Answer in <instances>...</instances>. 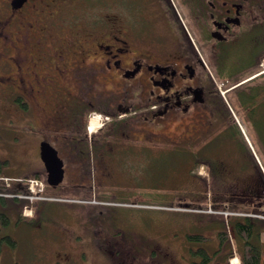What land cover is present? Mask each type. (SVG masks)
I'll return each instance as SVG.
<instances>
[{
    "label": "flooded vegetation",
    "instance_id": "flooded-vegetation-1",
    "mask_svg": "<svg viewBox=\"0 0 264 264\" xmlns=\"http://www.w3.org/2000/svg\"><path fill=\"white\" fill-rule=\"evenodd\" d=\"M174 1L0 0L5 119L9 126L40 130L33 137L40 161L42 142L55 148L63 163V178L51 187L56 188L66 177L60 191L82 195L75 199L82 206L74 211L84 219L61 222L39 203L58 198L41 196L44 186H29L30 177H44L48 185L41 161L42 176L37 173L40 169L32 175H0V247L6 243L21 255V246H26L20 242L22 230L34 229L28 233L40 241L51 235H42L43 227L52 226L54 240L45 245L30 243L29 254L39 249L51 261L75 264L74 258L92 252L85 246L75 247L69 234L91 227L97 252L134 259V235L127 239L118 231L121 228L111 230L107 225L114 227L116 222V201L105 198L108 193L123 196L124 189L109 192L107 185L116 183L124 160L134 156V149L141 152L152 147L149 143L155 142L156 126L163 127L193 110L199 116V110L214 106L213 73L230 82V71H237L233 78L243 72L239 69L257 61L261 66L264 59L258 60L264 53V0H178L183 14ZM235 46H242L241 54L231 58ZM261 70L229 89L264 77ZM195 92L201 101L193 99ZM94 111L103 120L101 127L90 132L87 122ZM140 124L146 128L137 136L134 129ZM26 147L31 146L23 145V152L30 156ZM89 147L98 165L99 188H92L96 171L91 176L87 170ZM68 176L74 180L67 181ZM13 184L16 193L11 192ZM34 191L39 194L36 198ZM10 201L20 206L18 216L10 215ZM28 205L31 213L25 215L23 207ZM60 237L66 244L56 241ZM127 244L130 246L125 248ZM23 257L29 259L27 254Z\"/></svg>",
    "mask_w": 264,
    "mask_h": 264
},
{
    "label": "rangeland",
    "instance_id": "rangeland-1",
    "mask_svg": "<svg viewBox=\"0 0 264 264\" xmlns=\"http://www.w3.org/2000/svg\"><path fill=\"white\" fill-rule=\"evenodd\" d=\"M174 4L183 14V6L179 1H174ZM192 38L195 40L193 34ZM241 49L242 46L232 48L230 57L236 58L241 54ZM210 71L214 72L212 68ZM213 75L215 79L211 85L222 98L226 111L221 109L219 112L215 100L214 106L208 104L209 108L205 106L199 110V116H196L193 110L183 117L171 119L163 127L156 126V133L152 135L155 142L149 143L152 147L140 149L141 152L134 149V156H128V159L124 160V168L116 183L106 187L109 188V192L124 189L123 196L108 193L105 198L108 202L116 201V222L114 227L109 223L107 225L111 230L121 228L118 231L123 232L127 239L134 235V256L131 257L134 259L131 261L126 256L112 258L100 254L94 249L89 233L91 227L90 229L84 227L80 228L81 230H73L69 237L75 247L85 246L92 254L84 257L87 260L82 257L74 258L75 264H201L203 253L195 251V248L203 246L213 253L218 245L216 235L220 229L227 232L233 252L228 264L239 262L237 253L239 247L232 232L231 220L235 216L242 217L247 214L264 217V84L253 81L246 83L247 86L245 84L242 91L238 88L227 91L232 83L222 75L220 76L223 78L217 77L215 73ZM3 84L4 81L0 78V90ZM5 102L1 90L0 175L19 173L32 175L34 174L32 171L40 169L37 173L42 176L44 172L37 157V145L33 138L40 130L34 129V126L24 128L20 124L9 126L3 109ZM212 109H217V112H211ZM34 111L37 115V110ZM94 114L100 113L94 111L91 116ZM26 120L29 121L30 118ZM93 120L95 125L97 122L95 118ZM9 128L12 130L9 131ZM145 128L140 124L134 129V133L140 136ZM24 144L31 146L26 149L32 156L31 153L28 156L23 152ZM89 148L91 151L87 170L91 176L97 174L94 181L92 179L91 181L95 184L92 188H99L98 165L92 158L93 148ZM194 154L203 164L191 170L195 161ZM65 178L56 188L45 183L41 196L52 195L53 198H58L42 200L39 203H44L45 210L55 213L61 222L66 219L71 223L79 219L84 220L74 211L77 206H82L75 201L82 195L78 192L60 191ZM72 180L74 179L68 176L67 181ZM15 185L13 184L14 187L11 189L12 193H16ZM33 188L37 189L35 186ZM17 191L21 193L22 189ZM35 191L34 198L39 195ZM203 196H206L204 202H200ZM10 202V215L12 213L15 217L20 206L18 208V205H15L17 203ZM30 213L29 205L23 207V214ZM42 231V235H51L46 238L43 236L44 240L39 241L34 236L30 237L28 233L35 232L34 229L22 230L19 233L20 242L26 245L21 246L23 250L21 255L17 254L16 248L8 247L6 243L2 245L0 264H60L61 262L51 261L40 254L39 249L36 254H29L30 243L38 242L45 245L49 239L54 240L52 233L55 228L46 226ZM188 233L204 234L210 239L204 243H194L188 240L186 236ZM77 234H80V237L76 236ZM114 236L117 238L119 235L116 233ZM56 241L66 244L62 237ZM129 246L127 244L124 247ZM228 250L226 247V252H223L219 259H223ZM25 254L29 259L23 257ZM207 264L215 263L211 260Z\"/></svg>",
    "mask_w": 264,
    "mask_h": 264
},
{
    "label": "trees",
    "instance_id": "trees-1",
    "mask_svg": "<svg viewBox=\"0 0 264 264\" xmlns=\"http://www.w3.org/2000/svg\"><path fill=\"white\" fill-rule=\"evenodd\" d=\"M263 56L264 53L258 60H261ZM258 62L259 61L256 62V65H253L247 69H245V67L239 69L238 71H243V72H241L240 74H238L233 78L232 75L237 73V71L236 72L230 71L228 74V76H231L230 83L234 84L238 80L244 79L252 75L253 73H256L260 69ZM253 81H256V83L260 82V84L261 83L264 84V77H259V78L257 77ZM253 81L248 80L245 83L240 84L239 86H237L238 90L240 89L241 91L244 90L245 89L243 88L244 85L246 83L248 84L249 82L251 83ZM214 90L216 91V89ZM213 97L217 101L220 111L221 109L225 110L224 103L221 100L222 98L218 95L217 92L213 95ZM194 160L195 161L193 163V167L191 168V170H194L196 169V167L203 164L202 161H200L195 154H194ZM205 197L206 196H203L200 199V202H204L203 199H205ZM230 224L232 227L233 235L236 239L237 246L239 247L237 253L240 260L237 264H264V217H258L255 215H248V214L242 217L235 216L231 220ZM227 235L228 234L224 229H220L217 231L216 237L218 239V245L217 248L213 250V253H210L203 246L195 248V251H202L203 253V258L200 260L201 264H207L211 260H214L215 264H228V259L233 255V252ZM186 236L189 241H192L194 243H204L210 239L209 236H206L204 234L188 233L186 234ZM226 247H228L229 249L228 252L224 254L223 259H219V257L223 256V252H226L225 251Z\"/></svg>",
    "mask_w": 264,
    "mask_h": 264
},
{
    "label": "water",
    "instance_id": "water-1",
    "mask_svg": "<svg viewBox=\"0 0 264 264\" xmlns=\"http://www.w3.org/2000/svg\"><path fill=\"white\" fill-rule=\"evenodd\" d=\"M193 99L201 101L202 98L195 92ZM39 153L46 170L47 183L56 186L63 178L62 160L58 157L55 148L45 141L40 144Z\"/></svg>",
    "mask_w": 264,
    "mask_h": 264
},
{
    "label": "built area",
    "instance_id": "built-area-1",
    "mask_svg": "<svg viewBox=\"0 0 264 264\" xmlns=\"http://www.w3.org/2000/svg\"><path fill=\"white\" fill-rule=\"evenodd\" d=\"M92 125L89 126V128H91ZM38 180L37 179H29V184H30V187L32 189L33 186H36L38 184Z\"/></svg>",
    "mask_w": 264,
    "mask_h": 264
},
{
    "label": "bare ground",
    "instance_id": "bare-ground-1",
    "mask_svg": "<svg viewBox=\"0 0 264 264\" xmlns=\"http://www.w3.org/2000/svg\"><path fill=\"white\" fill-rule=\"evenodd\" d=\"M96 118H99V116L97 115V116H95V120H96ZM94 125V124H93ZM96 125V124H95ZM95 125L93 126V127H95Z\"/></svg>",
    "mask_w": 264,
    "mask_h": 264
}]
</instances>
